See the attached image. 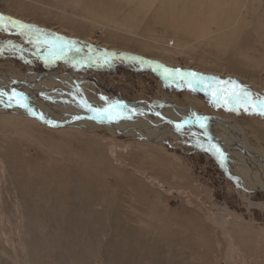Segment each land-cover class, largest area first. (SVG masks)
<instances>
[{
	"label": "rangeland",
	"instance_id": "374dc122",
	"mask_svg": "<svg viewBox=\"0 0 264 264\" xmlns=\"http://www.w3.org/2000/svg\"><path fill=\"white\" fill-rule=\"evenodd\" d=\"M224 11H234V31L238 25L243 29L234 44L252 34L255 22L264 25V0H0L5 17L0 78L34 75V84L43 79L40 89L60 87L63 95L77 90L75 75L88 92L98 87L102 100H171L205 117L228 119L258 154L238 158L210 131L223 153L221 165L196 122L191 133L179 128L183 134L167 124L146 128L151 137L142 140L76 124L45 126L37 118L5 112L7 117L0 116V264H264V192L242 191L227 177L264 188V165L256 162L264 157V115L224 103L233 89L229 81L250 92L252 100L264 98V34L262 45L247 50L252 64L240 66L247 69L240 73L224 63L228 48L182 30L196 21L215 31L210 14L221 19ZM11 20L33 27L21 29ZM65 42L59 51L56 46ZM47 72L54 74L39 79ZM1 96L0 107L13 109L15 101L5 104ZM81 167L86 172L77 170ZM39 173L45 174L40 175L44 187L37 186ZM76 181L86 185V197L97 199L86 214L90 226L69 211L83 198L71 195ZM56 183L67 189L59 192V201L57 195L53 200Z\"/></svg>",
	"mask_w": 264,
	"mask_h": 264
},
{
	"label": "bare ground",
	"instance_id": "6f19581e",
	"mask_svg": "<svg viewBox=\"0 0 264 264\" xmlns=\"http://www.w3.org/2000/svg\"><path fill=\"white\" fill-rule=\"evenodd\" d=\"M232 7L234 9V4L232 5ZM261 16H264V14H262ZM220 17H222V18L219 19L217 16V13L210 14V19L213 21V24L216 27L215 31H212L210 29L203 30V25H202V27H199L198 22L195 21V23H192L193 25H190V23L184 24L185 26L182 29L183 33L189 32L192 36H194L196 38L199 37L203 40H206V38H209L208 40L214 41L213 45L221 44L219 47L220 49H227L228 48L229 51H228L227 55L225 56V60H224V63L227 64L226 66L228 67V69L234 70V71H237L240 73L246 72L247 69L240 67V66L252 64L250 62V59L252 57L249 58V54H247V50L249 48L251 49V47H253L255 44L262 45L261 44V37H263V34H264V25L261 22H255L253 24V27L255 29L252 32V34L257 32V34H260L258 38H253L252 34L249 33V34H245L246 36H243V38H241L240 40L237 38L236 39L237 41L234 44V35L237 32L240 33L241 31H243V29H241V25H238L237 30L234 31V25L238 24V23L234 24L236 22V20L234 21V11H224V12L220 13ZM244 25L247 26L248 23H245ZM191 27H193V28H191ZM241 34L242 33H240V35ZM219 52H221V50H219ZM213 53H216V52H213ZM48 74L53 75L54 72L42 73L39 75V79H40V77H41V79L44 78ZM67 76L68 75H61V78H64V77L66 78ZM71 76L77 82L76 83L77 84L76 85L77 90H73L74 87L72 85L71 87H73L72 88L73 91H67L66 90L63 93V95L61 94L62 90H60V87H58V88H52L51 87L50 90L44 89V88L40 89L39 88V87H41L40 85H43V82H42L43 79L38 84L37 83L34 84L33 83L34 81H32L34 79L36 80V78H35L36 76H34V75H28L25 78L19 77V78H14V79H12V78L7 79L6 77L0 78V89H2V90H0V92L5 93L8 90L13 92V89L15 87H17V88L23 87V88H21L22 91H20V93L24 94L26 100H28V95L33 97V100L32 101L28 100V103L29 104L34 103L35 105H37V107L39 106L38 109L40 112H42V114L50 116L51 117L50 119H53V121L51 123H44L43 122L45 124V126H48V124H50L49 125L50 127H63V126L76 124L79 126H83L86 129L97 128V129L102 130V131H104L108 134H111V135H113V134L115 135L117 133H119V134H121V133L126 134L127 133V134L133 135L134 137L142 139V140H145V139L147 140L149 136L151 137L150 132L146 128H149V129L154 128V130L155 129L157 130L158 128H163V126L165 124H167L168 127H170L172 130H173V128L174 129L177 128V124H182V126L180 128L185 126V127L189 128L188 131H189V133H191V131H193L195 129L194 124H191V123L196 122L197 124L201 125V122L197 121V117H203V118H205L203 121V124H204L203 129L207 134V138L209 139V143H210V146H211L212 151H213V153L212 152L211 153H212V156L214 158H216L218 160L220 159L219 154L216 152V148L213 147V145L216 146V143H213L212 139H210L213 137L210 135L211 132L214 134L216 132L219 133L218 134L219 137L217 139H213V140H215L216 142H220V143L225 144L229 149H233L234 153H239L240 156L237 155L238 158L244 157V159H247L246 155L257 154L254 151L253 147L251 148L250 147L251 145L247 144L245 138L243 137L244 131L241 128H239L238 126L234 125L228 119L220 118L219 116L205 117L204 114H199L198 112H196L194 109H191V108L181 107L171 100H164L162 102H156V103L152 102L150 104H145L144 102L133 103V104H130V106H128V107H123L119 101L109 100L107 97L103 98L104 100H102L97 93L98 87H97V89L94 87L95 89H91L88 92L87 91V83L85 85V83L80 81L78 78H76L75 75H71ZM55 77H54V79H55ZM18 81H20V83H18ZM21 81L26 82V84H22ZM45 87L47 88V86H45ZM64 89H65V87H64ZM28 90L30 91V93H28ZM17 92H14V93H17ZM60 95H62V96H60ZM9 96L10 95H8V92L5 93L4 95H2L1 96V99L3 100L2 102L5 103L4 100H7V103H10L11 101H13V100H9ZM72 97H73V99H72ZM70 100H74V103H76L75 104L76 106L71 104L72 101H70ZM14 101H15L14 103L12 102L13 104L11 103V105L14 106L13 109L7 108L8 107L7 105H10V104H7L5 106L3 105L4 107H0V116H4V117L6 116L7 117V115H3V114H5V112H9V113L11 112V113H15V114H19V115L28 117L29 116L28 112L26 109H24V107L22 106V103H20V102L17 103L16 100H14ZM50 101H53L55 103V105L51 106L49 104ZM115 111H116V113H115ZM36 112H37V110H36ZM28 118L31 120H34V122H35L34 118H31V117H28ZM69 118H72V119H69ZM158 122L160 123V125L158 124ZM183 122H186V123H183ZM103 126L105 129L102 128ZM165 127H167V126L165 125ZM185 127L183 129H185ZM199 128H200V126H199ZM180 131L182 134L185 133L182 130H180ZM236 143H239V144H236ZM111 151L112 150H110V152ZM109 154H111V153H109ZM2 155H4V154H2ZM90 155L91 154H89V156ZM257 157H259V156H257ZM248 159H249V157H248ZM252 159H253V157H252ZM219 161H220V164L223 165V163L221 162V159ZM256 162L258 164L260 163V164L264 165V157L261 156L260 160H257ZM10 166H11V164H10ZM21 169H24V168H21ZM77 170L86 172L85 170H83L82 167L77 168ZM87 170H89V169H87ZM70 173H72V172H70ZM41 174L45 175L44 173H39L37 175L38 176L37 186L44 187V185H42V179H41L42 176H40ZM84 175L88 176L87 174H84ZM84 175L80 176V178L77 176L76 177L79 179V181H82V179L85 177ZM233 176H234L233 178L238 181V183L235 182L236 185L242 191L243 190L244 191H250V189H252V190L257 189L255 186L246 187V185L242 182V180L238 176L237 177L235 175H233ZM228 177H231V176H228ZM72 178L74 179V176ZM77 178H76V180H77ZM76 182H78V181H76ZM56 185L58 187L55 186L56 189H55V195H54L53 200L55 199V197L57 195V198L55 200L59 201L61 199L59 192H62L63 189H66L65 188L66 186L59 185V183H56ZM68 190H70V187L68 188ZM261 190H264V188H261ZM74 191H76V193ZM86 191H87L86 185H84V184L81 185L80 182H78L76 189L72 190L71 195L79 194L83 198L79 202H77V205L75 208L71 207L69 210L72 214H76V215L80 214L85 218L82 220V222L80 221L82 226H90L89 218L87 217L86 214L92 213L91 202L93 201V203L95 204L97 201V199L92 197V195L86 197L85 196ZM251 192H255V191H251ZM42 197L45 198L44 195H42ZM107 205L108 204H106V206ZM110 207H112L111 208V210H112L113 206H110ZM114 208L117 209V207H115V206H114ZM104 209L108 210L106 208H104ZM115 209L113 211H115ZM29 212L32 213L33 211L28 209L27 213H29ZM97 213L101 214L100 212H97ZM121 213H122V210H121ZM79 218H81V217H79Z\"/></svg>",
	"mask_w": 264,
	"mask_h": 264
},
{
	"label": "snow or ice",
	"instance_id": "6c2138e0",
	"mask_svg": "<svg viewBox=\"0 0 264 264\" xmlns=\"http://www.w3.org/2000/svg\"><path fill=\"white\" fill-rule=\"evenodd\" d=\"M5 20V17H3V15H0V26L3 25ZM11 23L21 29H31L33 26L31 25H27V24H23L21 22H18L16 20H11ZM47 42V41H45ZM68 42H65L64 45H58L56 46L58 48L59 51H63L64 47L67 46ZM176 72H179V69L176 70ZM189 76L193 77V78H197L198 74L196 73H188ZM200 79H208V78H204V77H200ZM211 79H215V78H211ZM219 83H225V82H219ZM227 83H231L233 85V89L231 92L227 93V98L224 100V103L227 105L230 102H235L238 106H243L245 111H247L249 108H251L253 111H257L259 112L261 115H264V98L262 99H258V100H252L251 96L252 94L248 91H246L243 88H240L239 90H237L236 88V82L235 81H229ZM5 93L0 92V95H4ZM19 94L17 93H13L12 95L9 96V100H13L16 99V97ZM214 96H217L218 93L214 92L213 93ZM16 102L19 103L20 101L18 99H16ZM111 118V117H110ZM205 118L203 117H197V121L201 122V127H204L203 121ZM186 123V122H183ZM182 126V124H177V129L179 130V128ZM214 148H216V152L222 157L223 153L220 152V149L217 148L215 145H213Z\"/></svg>",
	"mask_w": 264,
	"mask_h": 264
},
{
	"label": "water",
	"instance_id": "95a60500",
	"mask_svg": "<svg viewBox=\"0 0 264 264\" xmlns=\"http://www.w3.org/2000/svg\"><path fill=\"white\" fill-rule=\"evenodd\" d=\"M22 84H26V82H22ZM0 90H2V89H0ZM17 94H19V95L16 97V99H18L20 101V103H22V106L24 107V109L27 110L29 116L34 117V118H37L38 120H40V121H42L44 123H51L53 121V119H50L51 118L50 116H47V115L42 114V112L39 111L37 105H35V104H29L28 103V100H26L24 94L20 93L19 90H18ZM16 99H13V100H16ZM119 102H120V104L123 107H128V106H130V104L136 103L135 101H133V102L132 101H119ZM142 102H144V101H142ZM144 103L146 104L147 102H144ZM35 109L37 110V112L39 114L36 112ZM221 169H222L223 173L225 175H227L225 173V170L222 167H221ZM228 178L231 179L234 182V178H232V177H228ZM250 191H262V192H264V190H257V189L256 190L255 189H253V190L250 189Z\"/></svg>",
	"mask_w": 264,
	"mask_h": 264
}]
</instances>
